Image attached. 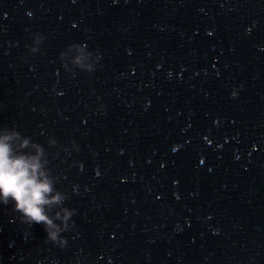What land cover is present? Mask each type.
Here are the masks:
<instances>
[{
    "label": "water",
    "instance_id": "water-1",
    "mask_svg": "<svg viewBox=\"0 0 264 264\" xmlns=\"http://www.w3.org/2000/svg\"><path fill=\"white\" fill-rule=\"evenodd\" d=\"M4 125L80 151L50 155L68 246L0 207V264H264V0H0Z\"/></svg>",
    "mask_w": 264,
    "mask_h": 264
},
{
    "label": "clouds",
    "instance_id": "clouds-1",
    "mask_svg": "<svg viewBox=\"0 0 264 264\" xmlns=\"http://www.w3.org/2000/svg\"><path fill=\"white\" fill-rule=\"evenodd\" d=\"M46 39L41 32L32 33L31 43L25 45L27 54L24 58L27 60L29 55L41 52ZM59 59L64 69L73 75L76 74L73 69L91 74L96 70L101 55L89 50L86 43L72 42L59 52ZM168 75L171 76V72ZM236 95L237 92L233 91L232 96ZM47 145L57 151L50 154L44 145L22 135L16 126H0V207L9 208L20 223L41 224L45 241L64 249L69 243L64 233L75 230L73 217L77 209L64 206L67 195L55 188L60 177L53 175L50 155L59 156L61 148L71 155L79 152L80 148L74 140L70 141V147L59 145L54 136L48 137ZM77 191L78 186H74L73 192ZM29 235L26 233L25 238ZM207 259L204 258L205 264ZM38 264H43V261H38ZM52 264L59 262L52 261ZM177 264H182V258L177 257Z\"/></svg>",
    "mask_w": 264,
    "mask_h": 264
}]
</instances>
